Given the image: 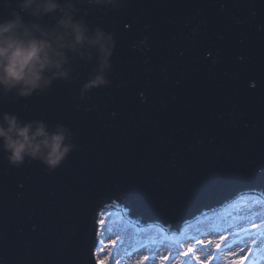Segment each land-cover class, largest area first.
I'll return each mask as SVG.
<instances>
[{
    "label": "water",
    "instance_id": "1",
    "mask_svg": "<svg viewBox=\"0 0 264 264\" xmlns=\"http://www.w3.org/2000/svg\"><path fill=\"white\" fill-rule=\"evenodd\" d=\"M85 19L115 42L108 85L79 98L93 60L0 96V113L62 124L75 145L54 170L0 152V264H97L112 204L178 229L264 196V0H123Z\"/></svg>",
    "mask_w": 264,
    "mask_h": 264
},
{
    "label": "clouds",
    "instance_id": "2",
    "mask_svg": "<svg viewBox=\"0 0 264 264\" xmlns=\"http://www.w3.org/2000/svg\"><path fill=\"white\" fill-rule=\"evenodd\" d=\"M123 0H0V96L14 93L26 98L46 93L53 81L70 83L77 62L94 67L80 86L83 99L94 87L110 83L115 46L112 34L90 26V10L116 9ZM25 16L27 19H25ZM69 129L56 124L52 130L41 120L20 121L0 113V152L12 166L26 159L54 170L75 147Z\"/></svg>",
    "mask_w": 264,
    "mask_h": 264
},
{
    "label": "bare ground",
    "instance_id": "3",
    "mask_svg": "<svg viewBox=\"0 0 264 264\" xmlns=\"http://www.w3.org/2000/svg\"><path fill=\"white\" fill-rule=\"evenodd\" d=\"M256 200H264V196L234 199L231 201V205L225 204L218 210L204 212L191 221L185 222L181 226L180 232H178L179 235L170 236L167 234L170 236L168 239H163L165 235L154 239L153 243L150 244L153 245L154 249H151L147 243H140L141 236L155 234V232L164 233L165 229L162 227L159 229L154 227L139 229L137 223L140 221L138 219L131 217L132 220L124 216L122 208L117 209L111 206V211L108 212L110 215L106 213L100 216V220L103 219L105 223L102 226L100 225L102 248H97L99 260L103 261L104 264H126V260L129 258L133 259L131 264H134V262H139L144 258L149 250H160L156 256L152 257V259L159 260L160 252L167 249L171 257L176 260L172 264H183L182 262L187 260L186 256H190V262L202 264V258L209 247L208 242L216 239L217 235L221 236L220 233L224 236H229L232 232L239 234L240 240L235 244H233L235 241L223 244L221 248L224 252H221L226 257L235 256L242 252L245 253L248 249L257 247L260 238L264 235V205L254 203ZM230 208L239 211L237 217L242 218L244 222L237 228H227L223 232L220 230L216 232L212 229L208 230L210 223L217 219L213 216L223 209L230 210ZM223 215L225 213L218 216L222 218ZM112 241H115V244H112ZM189 248L192 249L191 252L188 251ZM194 250L196 252L193 255ZM262 250L261 256L262 261H264V247ZM184 253H187V255H184ZM105 258L107 259L105 260Z\"/></svg>",
    "mask_w": 264,
    "mask_h": 264
},
{
    "label": "rangeland",
    "instance_id": "4",
    "mask_svg": "<svg viewBox=\"0 0 264 264\" xmlns=\"http://www.w3.org/2000/svg\"><path fill=\"white\" fill-rule=\"evenodd\" d=\"M122 210H123V208H122ZM223 210L221 212H219L218 214L213 216V217H216L217 219L210 223L211 225L208 226V230L212 229V230H215V232L220 230L223 232L227 228H232V227L237 228L244 222L242 218L237 217L239 211L232 210V208H230V210L229 209H226L224 211ZM123 213H124V210H123ZM224 213H225V215H223L222 218L218 216V215H222ZM127 217L131 218L129 216H127ZM137 225H138L139 229H147L150 227H154V228H158V229L162 227L165 229L164 233H161V232L156 233L155 232V234H148V235H145L144 237L141 236L140 243H142V244L147 243V245L150 246L151 249H154V248H153V245L148 244V238L156 239V238L161 237L165 234H169L168 228L163 226V225H156V224H151V223L142 224L140 222H138ZM178 232H180V230ZM178 232H177V234L179 235ZM220 234H221V236L217 235L216 239H214L211 243H209L208 250H206L204 257L202 258L203 259L202 264H262L264 262V261H262V256H261V254L263 252L262 248L264 247V243H261V241L264 240V235L260 238V242H259V245L257 247H254L252 249H248L245 253L242 252V253H238L235 256L226 257V255L222 253V252H224V250L221 248L222 245L225 243H228L229 241H231V242L235 241L233 243V244H235L236 242H238L240 240V236H239V234H236L235 232L230 233L229 236H224V235H222V233H220ZM170 235H175V234H170ZM165 237H169V236H165ZM221 237H223V239H221ZM217 244L220 245L219 248L216 247ZM154 246H157V245H154ZM159 251L160 250H149L145 256V257H149L147 260L142 258L139 262H134V264H140V263H144V264H149V263L150 264H172L174 261H176V260H174V258L171 257V255L169 254V251L167 249H164L160 252L161 256L159 257V260L152 259V257L156 256V254ZM195 252H196V250H194V252L192 254L194 255ZM165 257H167V259H165ZM186 259H185L186 260L185 262H182L183 264H185V263L186 264H198V263H195L193 261L190 262V256H186ZM132 261H133V259L128 258L126 260V264H131Z\"/></svg>",
    "mask_w": 264,
    "mask_h": 264
},
{
    "label": "snow or ice",
    "instance_id": "5",
    "mask_svg": "<svg viewBox=\"0 0 264 264\" xmlns=\"http://www.w3.org/2000/svg\"><path fill=\"white\" fill-rule=\"evenodd\" d=\"M254 203L264 205V200H256V201H254ZM102 214H104V213H102ZM108 215H110V213H108ZM104 223H105V221H104L103 219H101V220L98 221V224H100L101 226L104 225ZM253 227H255V225H253ZM98 235H99V233H98ZM221 239H223V237H221ZM254 242H255V241H254ZM111 243H112V244H115V241H112ZM208 243H211V241H209ZM261 243H264V240H262ZM216 247L219 248L220 245L217 244ZM188 251L191 252L192 249L189 248ZM184 255H187V253H184ZM106 259H107V258H105V260H106ZM144 259L147 260L148 257H144ZM165 259H167V257H165ZM97 264H104V262H103V261H98Z\"/></svg>",
    "mask_w": 264,
    "mask_h": 264
}]
</instances>
